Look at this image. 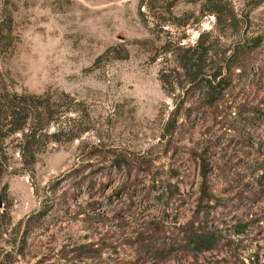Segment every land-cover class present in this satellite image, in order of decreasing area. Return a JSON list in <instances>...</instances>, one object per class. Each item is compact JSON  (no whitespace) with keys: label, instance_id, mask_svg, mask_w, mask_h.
<instances>
[{"label":"rangeland","instance_id":"obj_1","mask_svg":"<svg viewBox=\"0 0 264 264\" xmlns=\"http://www.w3.org/2000/svg\"><path fill=\"white\" fill-rule=\"evenodd\" d=\"M5 1L19 39L0 56L6 89L63 91L80 107L28 168V129L4 141L0 264H264V41L211 105L185 93L171 52L208 32L212 55L246 47L264 35V1L229 0L231 30L178 0L187 24L155 29L166 48L139 0H0V14ZM206 233L214 245L195 249Z\"/></svg>","mask_w":264,"mask_h":264},{"label":"trees","instance_id":"obj_2","mask_svg":"<svg viewBox=\"0 0 264 264\" xmlns=\"http://www.w3.org/2000/svg\"><path fill=\"white\" fill-rule=\"evenodd\" d=\"M177 1L139 0L138 13L141 21L145 26L152 25L149 27V33L153 36L154 41L162 43L159 46L161 48H166L170 42L167 39L163 41L160 35L163 30L155 31L159 28L158 25L169 24L180 27L188 22V13H183L179 17L173 15L172 9L176 6ZM255 1L251 0L253 6H258L264 0ZM187 2L199 3L202 14L213 16L216 26L236 30L237 24L241 22V17H238L229 0H187ZM141 8L146 9L147 15L140 11ZM18 41V36L13 31L12 10L5 1L0 14V56L8 57L14 51ZM262 41H264V35H256L247 42L250 44L246 47L240 48L239 44L229 54H226L227 50H223L222 55H212L217 41L210 39L209 32L200 33L192 46H181L178 45L179 41L176 42V46L171 52L177 63L179 78L183 79L184 85H189L185 93L199 92L200 99L204 104H213L219 94L229 86L233 72L236 69L245 70L243 59L238 57L239 54L243 55L256 49ZM126 57L127 52L124 51L122 56L116 58L125 59ZM166 76L162 75L161 77L163 85ZM179 86L181 89L184 88L181 84ZM79 107L80 103L74 101L63 91L45 92L40 95L24 91L21 93L9 92L0 75V174L6 154L4 146L6 139L28 129L27 133H24L19 151L24 166L28 168L33 165L36 155L49 142H59V132L46 134L49 126L55 124L65 114L77 111ZM169 125L170 121L167 122V127ZM77 137L78 134H75L67 140L71 141ZM120 164L118 162L116 166L120 167ZM213 241L214 238L210 233L194 235L189 239L195 249H208L214 245Z\"/></svg>","mask_w":264,"mask_h":264}]
</instances>
